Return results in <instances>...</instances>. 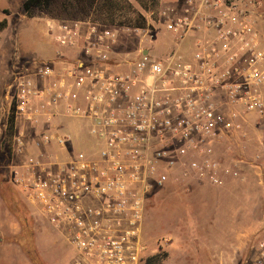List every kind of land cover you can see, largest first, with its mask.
<instances>
[{"label":"built area","instance_id":"obj_1","mask_svg":"<svg viewBox=\"0 0 264 264\" xmlns=\"http://www.w3.org/2000/svg\"><path fill=\"white\" fill-rule=\"evenodd\" d=\"M262 7V0L163 7L159 17L175 47L162 58L143 46L120 59L118 34L106 25L49 23L57 58L33 73L18 68L8 92L10 112L39 129L34 152L23 131L15 136V151L26 155L12 173L25 201L63 230L72 264H147L144 226L156 191L241 178L238 163L223 166L219 147L250 116L264 122ZM151 24L129 29L153 35ZM172 242L171 235L160 240ZM249 264H264V231Z\"/></svg>","mask_w":264,"mask_h":264},{"label":"rangeland","instance_id":"obj_2","mask_svg":"<svg viewBox=\"0 0 264 264\" xmlns=\"http://www.w3.org/2000/svg\"><path fill=\"white\" fill-rule=\"evenodd\" d=\"M24 1L0 0V21H8L0 32V198L13 186V165L26 155L15 151V136L23 131L28 151L36 150L37 125L19 117L16 132L12 135L8 131V92L18 68L33 73L38 63L57 58L59 46L49 35L50 22L81 19L114 29L119 37L115 53L120 59L136 56L143 46L151 48L152 56L162 58L175 47L173 36L161 23L159 11L176 5L178 0H119L126 10L116 11L114 16L106 5L108 0H53L50 6L37 8L31 15L25 12ZM128 9L138 15L136 18L145 17L152 23L151 29L158 31L151 35L123 26L121 17ZM189 40L183 50L188 48ZM69 121L77 123L71 128L80 134L83 143L90 144L92 138L79 122ZM219 160L223 166L238 163L241 178L228 175L222 185L203 182L190 191L185 181L171 182L153 194L144 234L150 244L149 257L160 256L157 264L250 263L264 231V122L250 116L232 142L221 144ZM31 208L36 214L35 207ZM166 235H171L173 242L161 246L160 240ZM52 254L50 264H72L74 249L68 240L59 241Z\"/></svg>","mask_w":264,"mask_h":264},{"label":"crops","instance_id":"obj_3","mask_svg":"<svg viewBox=\"0 0 264 264\" xmlns=\"http://www.w3.org/2000/svg\"><path fill=\"white\" fill-rule=\"evenodd\" d=\"M18 125L19 120L16 122V129ZM77 134L80 136L79 133ZM23 200L25 201L24 198ZM28 206L34 237L33 246L39 252L45 264H50L53 246L59 241H66L67 238L62 229L51 224L38 211L35 214L31 206L29 204ZM23 232L22 220L13 211L11 203L2 196L0 198V264H34L24 245L16 239L22 236ZM71 262L73 263V259Z\"/></svg>","mask_w":264,"mask_h":264},{"label":"trees","instance_id":"obj_4","mask_svg":"<svg viewBox=\"0 0 264 264\" xmlns=\"http://www.w3.org/2000/svg\"><path fill=\"white\" fill-rule=\"evenodd\" d=\"M52 2L53 0H25L23 6L25 12L28 15H31L35 9L50 6ZM106 2H107L106 5L109 8V10L113 11L111 14L112 16H114L113 14L116 11L123 12L126 10V8H123V6L119 4V0H108ZM127 11L128 13L121 17L122 19L121 22L123 26L141 27V28L147 27V19L145 17L139 16V18H136L138 17V15L135 16L136 14H133L134 12L132 11V9H128ZM133 17H135L136 19H134ZM7 22L8 21L6 18L0 21V32L6 27ZM16 122H17V116L14 112V109H12L8 117V125H7L8 131L12 133V135L15 133L16 130ZM13 186L7 188L6 193L3 192L2 196L11 203V207L13 211L22 220L24 226L23 235L16 239L19 240L22 243V245H24L28 256L34 262V264H45L41 255L33 246L34 237L32 233V224H31L29 206L23 200L22 194L20 193L19 189L14 183ZM159 258H160L159 254L155 256H151L147 259V263L157 264L159 262Z\"/></svg>","mask_w":264,"mask_h":264}]
</instances>
